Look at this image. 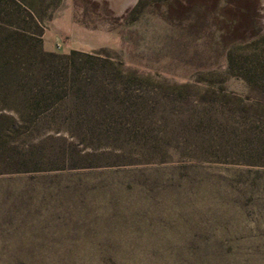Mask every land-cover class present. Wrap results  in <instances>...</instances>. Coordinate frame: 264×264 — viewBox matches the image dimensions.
<instances>
[{
	"label": "rangeland",
	"instance_id": "rangeland-1",
	"mask_svg": "<svg viewBox=\"0 0 264 264\" xmlns=\"http://www.w3.org/2000/svg\"><path fill=\"white\" fill-rule=\"evenodd\" d=\"M27 1L43 49L101 51L132 70L140 111L124 122L131 142L14 137L23 156L66 147L94 159L0 172V264H264V167L219 159L252 154L243 140L259 134L225 119L232 100L251 99L223 68L225 45L264 49V0ZM98 81L124 96L119 79ZM123 146L168 155L114 162Z\"/></svg>",
	"mask_w": 264,
	"mask_h": 264
},
{
	"label": "trees",
	"instance_id": "trees-1",
	"mask_svg": "<svg viewBox=\"0 0 264 264\" xmlns=\"http://www.w3.org/2000/svg\"><path fill=\"white\" fill-rule=\"evenodd\" d=\"M23 3L30 6L27 0H0V154L4 155L0 156V172L94 159L92 154H67L70 151L66 147L58 154H32L35 151L29 148L31 154L23 156L14 137L25 131L43 135L53 130L64 131L85 141L123 137L131 142L137 132L124 122L133 120L140 111L135 107L138 101L131 100L127 93L135 79L134 72L120 67L101 51L71 49L60 54L43 49L40 31L33 29L38 27L41 16L31 8L23 15ZM23 21L28 26L23 27ZM256 45L251 51H247V46L225 45L223 71L239 74L241 87L251 101L243 103L236 98L229 103L228 113L226 109L223 114L225 119L236 117L243 125L249 124L259 134L250 141L243 140L251 146H243L241 151L250 149L252 154H220L219 159L264 167V49ZM103 78L119 79L124 96L110 97L109 89L98 81ZM111 101L122 106L111 107ZM123 147L120 154L112 156L114 162L163 160L168 155L133 156L128 154L133 147ZM151 148L147 146L141 151ZM95 155L105 161L111 157Z\"/></svg>",
	"mask_w": 264,
	"mask_h": 264
}]
</instances>
